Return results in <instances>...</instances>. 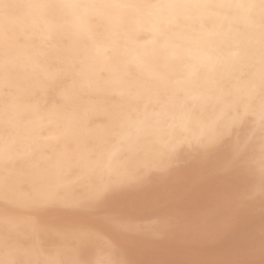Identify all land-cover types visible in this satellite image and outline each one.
Returning a JSON list of instances; mask_svg holds the SVG:
<instances>
[{
  "label": "bare ground",
  "instance_id": "6f19581e",
  "mask_svg": "<svg viewBox=\"0 0 264 264\" xmlns=\"http://www.w3.org/2000/svg\"><path fill=\"white\" fill-rule=\"evenodd\" d=\"M0 66V158L4 161L0 236L3 217L11 213L19 231L13 238L19 264L37 260L43 264L49 258L102 259L108 264H228L217 256L224 248L239 255L231 264H254V257L261 254L256 240L263 230L256 210L264 203L260 193L264 128L255 115L209 148L185 146L170 168L152 174L148 181L152 187H146L147 182L128 187L91 211L64 217L69 227L90 234L80 244L47 234L33 240L26 232L29 210L5 202L2 193L7 187L11 197L21 202L41 194L61 180L54 165L62 156L75 159L81 152H91L94 159L105 158L120 131L113 104L127 102L144 81L160 92V102H149V108L166 105L177 122L182 105L201 119L215 117L220 105L201 106L202 101L190 97L214 95L217 86L242 97L228 109L225 120L242 111L244 103L258 112L264 104L260 0H0ZM252 85L255 91L249 97L245 93ZM37 102L39 111L33 109ZM161 136L169 139L166 133ZM9 156L16 159L9 161ZM229 165L233 171L227 177ZM86 191L76 186L63 194L80 196ZM161 195L171 198L173 212L185 202L193 204L196 214L208 210L207 223L226 225L224 233L234 236L225 244H212L217 233L200 232L196 248L206 256L196 258L180 255L176 249L180 234L164 252L158 245L161 217L173 212L156 215L158 219L141 227L139 234H135L136 220L121 226L120 218L127 212L138 213L151 204L158 208ZM103 212L111 215L109 220H101ZM225 213L229 217L223 219ZM8 251L7 245L0 246V256L6 257Z\"/></svg>",
  "mask_w": 264,
  "mask_h": 264
},
{
  "label": "snow or ice",
  "instance_id": "6c2138e0",
  "mask_svg": "<svg viewBox=\"0 0 264 264\" xmlns=\"http://www.w3.org/2000/svg\"><path fill=\"white\" fill-rule=\"evenodd\" d=\"M260 8L264 12V0H260ZM160 78L162 79L163 76ZM52 79L55 81L56 77L53 76ZM261 90L264 91V75L261 77ZM42 91L46 94V89ZM254 91L255 86L252 85L245 94L250 97ZM60 94L67 98L62 91ZM159 97L160 92L154 90V85L150 81H144L136 92L129 94L127 102L113 104L120 131L116 134L114 149L105 158L94 159L91 152H81L75 159L62 156L54 165L61 180L41 194L23 202L13 199L5 187L2 193L5 202L29 210L30 214L26 217L28 225L26 232L29 237L38 241L42 235L47 234L80 244L86 241L90 234L85 230L69 227L63 222L64 217L91 211L124 189L145 184L153 173L170 168L177 154L185 146L195 144L201 148H209L230 136L233 129L250 115H255L264 128V104L258 112H251L249 105L244 103L242 111L224 119L228 109L242 99L231 89L217 86L214 95L190 97L194 102L202 101L201 106L209 102L221 106L219 113L207 120L197 117L191 108H185L183 105L178 122L176 117L169 114L166 105L162 104L159 110L150 109L149 102L159 103ZM229 97L233 99L230 101ZM141 101L144 103L141 104ZM193 105L195 106V103ZM33 109L39 111L40 103L34 104ZM54 111L53 106L50 114ZM161 133H166L169 139H164ZM239 151H242V147L238 149ZM27 155L30 154H25ZM15 159L8 157L9 161ZM3 163V159L0 158V165ZM32 167L38 168V165L33 164ZM104 175L108 178L93 180L94 176ZM76 186L85 187L86 194L71 197L63 194ZM2 223L4 230L3 235L0 236V246L7 245L9 251L6 257H0V264H19L14 254L16 241L13 239L19 236V231L13 215L6 213ZM26 264H41V262L37 260ZM43 264H84V262L75 258L67 261L49 258ZM96 264H108V262L101 259L97 260Z\"/></svg>",
  "mask_w": 264,
  "mask_h": 264
},
{
  "label": "rangeland",
  "instance_id": "374dc122",
  "mask_svg": "<svg viewBox=\"0 0 264 264\" xmlns=\"http://www.w3.org/2000/svg\"><path fill=\"white\" fill-rule=\"evenodd\" d=\"M175 166L179 168L181 166V163H178ZM232 171L233 169L229 165L228 168L226 169L225 176L230 177L232 175ZM176 176L177 175L173 176L174 178L173 177L172 178L177 179ZM146 184H147L146 187L153 186L152 181L147 182ZM260 193L264 197V187L260 189ZM165 197L166 196H162V195L159 196V200L161 202L159 201L158 208H156L155 204H151V205L145 206L142 210L139 209L138 213L131 214V211H130V212H127L125 215H122L119 221L121 223V226L128 224V223L131 224L132 220L134 221L136 220L138 224V229L135 230L136 231L135 234H139L141 227L147 226V225L150 226V224L154 223V220L158 219L156 215H160L162 213L163 215H165L166 212L172 213L174 204L170 200L171 199L170 197H166V198ZM175 208L177 210L174 211L172 215L168 216L166 214L165 217L164 216L161 217V219H163V225L158 227L159 229L157 230L158 234L159 232L162 233L161 235L157 237L158 245L163 247L162 252H164V250L166 249V245L169 244V241L174 239L177 236V234H180L182 236V239H180L179 247H176V249H179L180 255L193 254L196 258L206 256V253L204 251H202L200 248H196L198 245L196 238L199 234L207 233L208 230H210V232H213L214 234L217 233L215 236V241H213L212 244L214 243L225 244L228 241V239H231L232 236H234L232 232L224 233L223 230L226 229L227 227L226 225L225 226H222L219 224L214 225L213 224L214 221L208 224L207 221L209 220H206V218H208V215H207L208 210L206 209L202 210L201 213L199 212V214H196L193 210V204L189 202H185L184 205H177ZM256 213H258V217H259L258 220L263 224V230L261 231V235L257 237V240H256V243L258 244L256 248L261 250V254L254 257V260H255L254 264H263L262 261L264 259V203L258 206ZM110 216H111L110 214L108 215L105 212H103L101 214V220L107 221L109 220ZM224 217L225 218L223 219H226L229 216H227L225 213ZM197 224L200 225L199 228ZM192 225L195 227H193ZM251 226H252V230H255L254 228L255 224L253 223L251 224ZM203 229H205L206 231ZM135 242H137V240H135ZM135 242L133 243V245H135ZM253 244H255V241ZM97 245L102 246L103 249L106 248L101 243H97ZM251 248L252 246L250 247V250H252ZM107 252L109 253V251ZM217 256L218 258H221L222 263H225L228 261L227 262L228 264L233 263L234 260L239 257V255H237L233 249H229V248H224V250H222ZM192 264H197V263L193 262Z\"/></svg>",
  "mask_w": 264,
  "mask_h": 264
},
{
  "label": "clouds",
  "instance_id": "9594fccd",
  "mask_svg": "<svg viewBox=\"0 0 264 264\" xmlns=\"http://www.w3.org/2000/svg\"><path fill=\"white\" fill-rule=\"evenodd\" d=\"M0 257H2V256H0ZM96 261H92V262L85 261L84 264H96Z\"/></svg>",
  "mask_w": 264,
  "mask_h": 264
}]
</instances>
